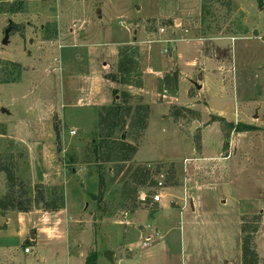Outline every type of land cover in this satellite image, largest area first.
<instances>
[{
	"label": "rangeland",
	"instance_id": "obj_1",
	"mask_svg": "<svg viewBox=\"0 0 264 264\" xmlns=\"http://www.w3.org/2000/svg\"><path fill=\"white\" fill-rule=\"evenodd\" d=\"M0 1L23 7L0 13V77L11 79L0 82V156L21 182L18 202L38 184L64 194L58 211L0 212V264H84L91 252L96 264H240L241 217L252 214L260 216L255 246L264 264V131L232 134L224 153L220 125L210 121L264 128V10L256 0H231V12L214 7L205 24L200 0ZM148 19L158 22L149 34L139 24ZM216 23L223 33L208 34ZM125 44L141 88L111 77ZM166 75L176 77L175 90H158ZM122 90L147 106L134 162H174L181 183L158 190L152 217L145 209L124 217L119 185L101 190L87 151L97 107L120 100ZM170 105L199 119L174 123ZM5 192L0 172V197ZM184 248L195 250L192 260Z\"/></svg>",
	"mask_w": 264,
	"mask_h": 264
},
{
	"label": "trees",
	"instance_id": "obj_2",
	"mask_svg": "<svg viewBox=\"0 0 264 264\" xmlns=\"http://www.w3.org/2000/svg\"><path fill=\"white\" fill-rule=\"evenodd\" d=\"M256 2L258 8L264 10V0H256ZM231 3V0H200V22L202 24L207 22L209 10H214V7L231 12ZM22 11L21 2L7 4V2L0 1V13L15 14ZM144 21H139V24L144 26V29L149 33L158 26V22L154 19ZM210 28L207 24L204 31ZM212 31L208 34L223 33L217 23ZM130 48V44H125L118 50L117 66L111 77L123 85L141 88L143 81L142 74L139 72V63L131 54ZM1 81L8 82L11 79L0 77ZM157 86L159 91H173L177 87V79L175 76L166 75L158 81ZM119 98L120 100H116L110 105L97 107L96 131L88 142V155L94 157L92 161L96 165L94 173L101 190L106 189L108 184L119 185L117 207L121 212L132 214L138 209H145L148 216L152 217L159 209L157 202L152 199L153 194L158 189V175L162 174L161 188L175 187L181 183L177 177L174 162L133 161V156L147 128V106L141 96L133 95L127 90L120 91ZM167 115L174 123H177L178 120L196 121L199 119V113L196 110L178 105H170ZM211 117L210 121H216L220 125L223 137L221 152L224 153L228 149L232 134L256 130L264 131V128L240 121H227L218 115H211ZM193 141L195 152L198 153L201 150L200 133L193 134ZM104 164L111 166L106 168ZM0 172L4 173L6 183V192L0 197L1 213L4 214L9 210L26 212L34 208L44 211H58L64 207L62 187L53 186L47 191V186L44 184H38L37 189L34 190V196L27 198L26 202H18L21 182L11 165L4 161L2 156H0ZM141 192L144 193L142 199H140ZM259 225V215L252 214L241 217L240 264L258 263L255 233ZM84 264H96L95 252H91L86 257Z\"/></svg>",
	"mask_w": 264,
	"mask_h": 264
},
{
	"label": "built area",
	"instance_id": "obj_3",
	"mask_svg": "<svg viewBox=\"0 0 264 264\" xmlns=\"http://www.w3.org/2000/svg\"><path fill=\"white\" fill-rule=\"evenodd\" d=\"M162 30L163 29H160V31H162ZM161 182H162V174H159L158 175V182H157L158 189L155 191V193L152 196V199L155 202H158L160 200V195H159V191L158 190L161 188ZM154 234H155V236H158V233L157 232H155ZM154 234H151V235L146 236L145 239L142 242V245L143 246L150 245V243L153 242V238L154 237H152V236H154ZM26 251H27V249H26Z\"/></svg>",
	"mask_w": 264,
	"mask_h": 264
},
{
	"label": "water",
	"instance_id": "obj_4",
	"mask_svg": "<svg viewBox=\"0 0 264 264\" xmlns=\"http://www.w3.org/2000/svg\"><path fill=\"white\" fill-rule=\"evenodd\" d=\"M9 30H10V28L8 27L4 31V36H3L2 40H1L2 44H6L7 43ZM252 34H256V31H253ZM2 111H4V110H2ZM195 126H196V124L194 122H192L190 124V128H189V134L190 135H193V130H194ZM143 196H144V193L143 192L140 193V199H142ZM127 214H129V213H127ZM106 257L108 258V260H111V256L109 255V253H108V255H106Z\"/></svg>",
	"mask_w": 264,
	"mask_h": 264
},
{
	"label": "crops",
	"instance_id": "obj_5",
	"mask_svg": "<svg viewBox=\"0 0 264 264\" xmlns=\"http://www.w3.org/2000/svg\"><path fill=\"white\" fill-rule=\"evenodd\" d=\"M178 22V21H177ZM148 34H149V32H147ZM198 88H201V85H199L198 86ZM201 153V150L197 153L196 152V154H199V155H201L200 154ZM133 161H135L134 159H133ZM148 161V160H147ZM149 161H151V160H149ZM153 161H157V160H153ZM136 162H140V161H136ZM176 170H177V168H176ZM157 204L159 205V201L157 202ZM174 204V202L172 203V205ZM43 211V210H42ZM136 212V211H135ZM134 212V213H135ZM134 213H132V214H127V213H125L124 214V217H126V215H127V219H131L132 218V216L134 215ZM157 232V231H156ZM158 233V232H157ZM207 236V234H204V233H202V236ZM158 236H159V234H158ZM195 251V250H194ZM194 251H190V253H186L185 252V248L183 249V254H182V256L184 255L187 259L189 258V261L190 260H192L193 259V253H194ZM128 253H130V252H128ZM184 264H186V263H184Z\"/></svg>",
	"mask_w": 264,
	"mask_h": 264
},
{
	"label": "flooded vegetation",
	"instance_id": "obj_6",
	"mask_svg": "<svg viewBox=\"0 0 264 264\" xmlns=\"http://www.w3.org/2000/svg\"><path fill=\"white\" fill-rule=\"evenodd\" d=\"M9 28H12V26H8Z\"/></svg>",
	"mask_w": 264,
	"mask_h": 264
}]
</instances>
